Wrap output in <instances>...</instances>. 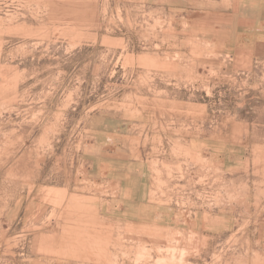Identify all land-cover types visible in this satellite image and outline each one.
Wrapping results in <instances>:
<instances>
[{
  "label": "rangeland",
  "instance_id": "374dc122",
  "mask_svg": "<svg viewBox=\"0 0 264 264\" xmlns=\"http://www.w3.org/2000/svg\"><path fill=\"white\" fill-rule=\"evenodd\" d=\"M0 264H264V0H0Z\"/></svg>",
  "mask_w": 264,
  "mask_h": 264
}]
</instances>
